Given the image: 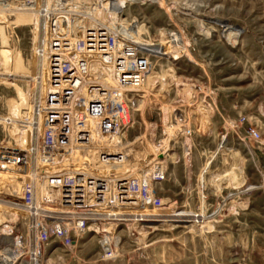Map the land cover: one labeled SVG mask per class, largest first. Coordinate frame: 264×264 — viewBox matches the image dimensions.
<instances>
[{"label": "rangeland", "instance_id": "374dc122", "mask_svg": "<svg viewBox=\"0 0 264 264\" xmlns=\"http://www.w3.org/2000/svg\"><path fill=\"white\" fill-rule=\"evenodd\" d=\"M113 1L35 0L48 10L116 6L112 17L152 56L127 140L138 167L164 160L170 201L147 213L151 222L109 223L53 244L38 264H264V0ZM30 14L0 17L19 27L13 46L0 25V64L26 79L39 37ZM14 88H0V107L16 116L27 110L26 91Z\"/></svg>", "mask_w": 264, "mask_h": 264}, {"label": "built area", "instance_id": "2783aa9c", "mask_svg": "<svg viewBox=\"0 0 264 264\" xmlns=\"http://www.w3.org/2000/svg\"><path fill=\"white\" fill-rule=\"evenodd\" d=\"M42 6L0 0V17L31 12L39 32L28 79L0 64V88L16 84L31 102L15 116L0 95V218L8 220L0 226V264H35L47 247L109 223L151 222L146 211L170 201L164 160L138 167L127 140L152 56L112 17L116 6ZM0 25L19 43L17 25ZM247 136L261 140L254 127Z\"/></svg>", "mask_w": 264, "mask_h": 264}, {"label": "bare ground", "instance_id": "6f19581e", "mask_svg": "<svg viewBox=\"0 0 264 264\" xmlns=\"http://www.w3.org/2000/svg\"><path fill=\"white\" fill-rule=\"evenodd\" d=\"M31 16L33 15L32 13L30 14ZM29 74H30V72H29ZM28 74V75H29ZM29 78V77H28ZM30 98H29V95L27 94V92H26V96H25V107H26V109H28L29 108V106H30ZM149 211H146V214L148 213ZM145 213V212H144ZM148 215V214H147ZM104 243H105V241H104ZM104 248H106L105 250H104V255H105V257L106 258H111V259H113L114 258V250H113V248H112V245L109 243L108 244V246L106 247V246H104ZM4 264H7V262H4ZM28 264H34V263H28ZM35 264H38V262L37 263H35Z\"/></svg>", "mask_w": 264, "mask_h": 264}, {"label": "crops", "instance_id": "0c3cea01", "mask_svg": "<svg viewBox=\"0 0 264 264\" xmlns=\"http://www.w3.org/2000/svg\"><path fill=\"white\" fill-rule=\"evenodd\" d=\"M168 171H169V169H168ZM211 174V173H210ZM214 175V179H215V177H216V174L215 173H212L211 174V176L210 177H212ZM167 183V182H166ZM165 183V184H166ZM165 186V185H164ZM205 190V189H204ZM168 193H169V191H167ZM169 195H170V193H169ZM204 200H205V198H204ZM215 203H217L218 202V199H216L215 201H214ZM212 208H213V205H207L206 207H204L203 208V211L204 212H211L212 211Z\"/></svg>", "mask_w": 264, "mask_h": 264}]
</instances>
